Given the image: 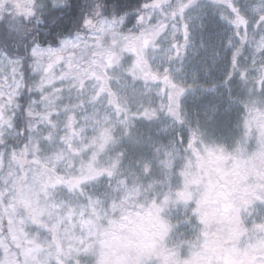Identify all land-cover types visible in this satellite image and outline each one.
Instances as JSON below:
<instances>
[{
  "label": "snow or ice",
  "instance_id": "obj_1",
  "mask_svg": "<svg viewBox=\"0 0 264 264\" xmlns=\"http://www.w3.org/2000/svg\"><path fill=\"white\" fill-rule=\"evenodd\" d=\"M0 264H264V0H0Z\"/></svg>",
  "mask_w": 264,
  "mask_h": 264
},
{
  "label": "rangeland",
  "instance_id": "obj_2",
  "mask_svg": "<svg viewBox=\"0 0 264 264\" xmlns=\"http://www.w3.org/2000/svg\"><path fill=\"white\" fill-rule=\"evenodd\" d=\"M200 23L204 24L203 29L199 27ZM193 30L194 43L196 45L194 49L196 52L195 60L199 61L202 57L207 58V63L209 65H211L213 60H217V74H219V70H222L223 62L220 58L215 56V53L220 52L221 57L224 55L225 49L223 42L227 35V29L209 10L208 15L204 17L202 21H193ZM201 42H203V48H200ZM205 79L207 80V78ZM204 94H201L200 89H197L195 94L189 95L187 105L190 114L193 116L199 115L204 107L210 103H221L223 106V97L217 95V93L209 91L205 92ZM151 126L155 130L154 135H156L158 130L161 128V124L156 123L152 124ZM160 134L163 135V133Z\"/></svg>",
  "mask_w": 264,
  "mask_h": 264
},
{
  "label": "trees",
  "instance_id": "obj_3",
  "mask_svg": "<svg viewBox=\"0 0 264 264\" xmlns=\"http://www.w3.org/2000/svg\"><path fill=\"white\" fill-rule=\"evenodd\" d=\"M83 2V0H82ZM204 94V93H203ZM205 95V94H204ZM199 101V100H198ZM142 129H144L145 133L146 134H152L154 135L155 134V130L152 126H146V125H141L140 126Z\"/></svg>",
  "mask_w": 264,
  "mask_h": 264
}]
</instances>
